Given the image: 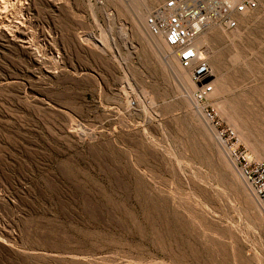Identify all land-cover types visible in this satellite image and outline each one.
<instances>
[{
  "label": "rangeland",
  "instance_id": "rangeland-1",
  "mask_svg": "<svg viewBox=\"0 0 264 264\" xmlns=\"http://www.w3.org/2000/svg\"><path fill=\"white\" fill-rule=\"evenodd\" d=\"M163 1L0 0V264H264L205 116L264 162V0L200 36L204 105L146 26Z\"/></svg>",
  "mask_w": 264,
  "mask_h": 264
},
{
  "label": "built area",
  "instance_id": "built-area-1",
  "mask_svg": "<svg viewBox=\"0 0 264 264\" xmlns=\"http://www.w3.org/2000/svg\"><path fill=\"white\" fill-rule=\"evenodd\" d=\"M257 8L254 0H165L154 8L146 19L148 31L164 39L171 56L190 71L197 85L194 100L206 104L214 92L213 71L206 52L197 45L204 30L211 25L227 31L238 28L237 16ZM207 121L216 129L221 144L232 164L250 188L264 212V162L254 159L239 143L230 129H221L213 109L205 110Z\"/></svg>",
  "mask_w": 264,
  "mask_h": 264
},
{
  "label": "bare ground",
  "instance_id": "bare-ground-1",
  "mask_svg": "<svg viewBox=\"0 0 264 264\" xmlns=\"http://www.w3.org/2000/svg\"><path fill=\"white\" fill-rule=\"evenodd\" d=\"M123 34H124V36H123L124 38L127 37V33L124 32ZM159 38H161V37H159ZM126 40H128V39H126ZM151 43H152L153 48H155V49L159 48L161 45L158 38H153ZM197 45L201 48L202 51L204 50V52H206L205 46H203V42L200 40V37L197 40ZM166 57L168 58V56H166Z\"/></svg>",
  "mask_w": 264,
  "mask_h": 264
}]
</instances>
